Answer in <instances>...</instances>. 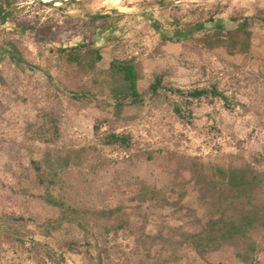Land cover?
Returning <instances> with one entry per match:
<instances>
[{"label":"trees","instance_id":"trees-1","mask_svg":"<svg viewBox=\"0 0 264 264\" xmlns=\"http://www.w3.org/2000/svg\"><path fill=\"white\" fill-rule=\"evenodd\" d=\"M15 2L0 0V26L12 22L21 34L33 31L42 40L44 31L17 19ZM232 20L235 27L212 29L197 38L196 44L229 56L257 55L264 68L259 52L264 49V10ZM74 22L69 34H82L87 43L58 48L59 58L76 99L111 109V117L97 120L94 126L98 145L129 154L132 135L118 130L142 118L148 95L150 101L163 103L176 97L171 104L177 119L184 118L185 110L202 99H220L229 109L240 105L248 111L236 99L232 103L218 85L173 89L162 75L154 74L144 87L142 67L134 58L114 59L106 69H98L102 56L95 39L114 28L112 18L99 15ZM7 46L13 60L22 62L23 52L17 43ZM31 128L35 139L29 141L45 146L22 144L28 153H38L26 169L25 192L43 204L46 215L36 219L14 213L0 215V264L7 249L33 264H64V252L80 248H84L89 264H264V156L248 154L242 142L235 152L209 161L172 151L137 150L122 159L119 180L106 191V197V193L88 190L90 182L84 177L86 171L98 174L110 166L97 146L57 148L54 141L59 129L54 113L42 127ZM140 161L157 165L166 182L159 186L150 179L134 177ZM149 204L154 212L146 211ZM30 222H38V233L29 229ZM120 233L133 238L127 251L111 246Z\"/></svg>","mask_w":264,"mask_h":264},{"label":"rangeland","instance_id":"rangeland-1","mask_svg":"<svg viewBox=\"0 0 264 264\" xmlns=\"http://www.w3.org/2000/svg\"><path fill=\"white\" fill-rule=\"evenodd\" d=\"M40 2L45 3L16 0L15 13L19 21H28L44 31L42 40L33 31L21 34L12 22L0 26V215L14 213L27 219L46 215L43 204L25 192L26 169H30L38 153H28L22 144L45 146L29 141L35 139L31 125L42 127L52 113L59 129L54 141L57 148L97 146L110 161V166L98 174L84 172L92 192L104 194L110 190L119 180L122 159L137 150L172 151L209 161L235 152L242 142L248 154L264 156L262 59L257 55L208 52L195 41L212 29L235 27L234 16H255L264 10V0H120L119 4L116 0H63L52 5ZM99 15L112 18L114 28L103 37L96 36L95 48L102 56L98 69H106L114 59L134 58L142 67L144 87H148L154 74L162 75L173 89L218 85L232 103L236 99L248 111L240 105L229 109L220 99H202L185 110L184 118L177 119L171 104L176 97L163 103L150 101L148 95L142 118L118 130L132 135L130 153L98 145L94 126L97 120L110 118L111 109L78 100L71 94L74 87L58 48L86 45L82 34L71 36L70 29L74 21ZM9 42L17 43L23 52L22 62L13 60ZM259 52L264 58V49ZM101 131H106V127ZM133 176L150 179L159 186L166 182L158 166L146 161L137 163ZM152 208L149 204L146 211L154 212ZM164 215L170 220L169 211ZM37 226L38 222H30L28 227L38 233ZM33 237L44 240L39 235ZM111 246L127 251L133 246V238L120 233L113 237ZM84 251L80 248L64 252V264H89ZM2 263L33 264L9 249L2 255Z\"/></svg>","mask_w":264,"mask_h":264},{"label":"bare ground","instance_id":"bare-ground-1","mask_svg":"<svg viewBox=\"0 0 264 264\" xmlns=\"http://www.w3.org/2000/svg\"><path fill=\"white\" fill-rule=\"evenodd\" d=\"M44 1L45 3H54V4H59L61 3L63 0H42ZM76 1V0H75ZM120 3V0H116V4H119Z\"/></svg>","mask_w":264,"mask_h":264},{"label":"water","instance_id":"water-1","mask_svg":"<svg viewBox=\"0 0 264 264\" xmlns=\"http://www.w3.org/2000/svg\"><path fill=\"white\" fill-rule=\"evenodd\" d=\"M39 1V0H38ZM68 2V1H67ZM40 3H42V2H40ZM42 4H45V5H52V4H54V3H42Z\"/></svg>","mask_w":264,"mask_h":264}]
</instances>
